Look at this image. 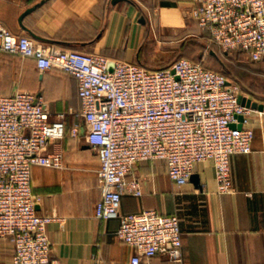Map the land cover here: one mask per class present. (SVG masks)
Masks as SVG:
<instances>
[{
	"label": "built area",
	"instance_id": "obj_1",
	"mask_svg": "<svg viewBox=\"0 0 264 264\" xmlns=\"http://www.w3.org/2000/svg\"><path fill=\"white\" fill-rule=\"evenodd\" d=\"M190 18L225 52L264 60V0H192ZM0 52L33 59L40 72L58 68L78 81L80 123L69 135L84 136L100 161L99 221L118 220L117 237L134 248L130 264L164 256L183 264L177 215L154 210L123 213L124 197L144 195L133 176L139 163H165L169 179L187 185L199 163L211 161L218 193L233 194L231 158L249 155L254 111L240 101L238 84L186 58L167 68L113 62L101 55L56 49L0 24ZM230 83V84H228ZM247 98V97H246ZM66 114L56 120L41 94L18 90L0 95V239L14 244V264H62L51 256L48 227L55 213L41 216L42 197L33 193V167L63 169V154H49L66 136Z\"/></svg>",
	"mask_w": 264,
	"mask_h": 264
},
{
	"label": "crops",
	"instance_id": "obj_2",
	"mask_svg": "<svg viewBox=\"0 0 264 264\" xmlns=\"http://www.w3.org/2000/svg\"><path fill=\"white\" fill-rule=\"evenodd\" d=\"M41 1L0 0V24L44 46L150 68L166 60L155 57L154 48L169 58L185 51L184 36L210 39L190 18L192 0H48L21 25V16ZM247 71L254 75L253 87L246 83L241 94L264 106V60ZM18 90L41 94L53 120L66 114L65 138L47 151L63 154L64 168L33 167L31 173L33 193L42 197L37 213L59 217L48 227L52 258L62 264H130L135 250L117 237L119 221L94 217L101 199L99 157L84 136L69 135L80 123L78 81L58 68L40 72L35 60L0 52V95ZM250 126L252 153L231 158L233 194L218 193L211 161L195 167L200 187L190 181L182 188L169 179L165 163L144 162L133 172L144 195L124 197L122 212L177 215L183 264H264V111H253ZM14 254L12 240L0 239V264H14ZM144 262L170 264L164 256Z\"/></svg>",
	"mask_w": 264,
	"mask_h": 264
},
{
	"label": "rangeland",
	"instance_id": "obj_3",
	"mask_svg": "<svg viewBox=\"0 0 264 264\" xmlns=\"http://www.w3.org/2000/svg\"><path fill=\"white\" fill-rule=\"evenodd\" d=\"M182 40L185 46V51L182 53L177 52L167 58V52L163 51L161 48H154V45L151 44L154 48L152 54L160 59H166L163 64H172L180 58L198 60L203 57L204 65L207 68L230 76V78L239 84L243 91H245L244 86L246 83L253 87L254 75L249 73L247 69L252 67L254 63L247 55L239 52H225L220 47L211 43V41L203 35H198L197 37L184 36ZM208 47L215 51L217 57L211 55V51Z\"/></svg>",
	"mask_w": 264,
	"mask_h": 264
},
{
	"label": "water",
	"instance_id": "obj_4",
	"mask_svg": "<svg viewBox=\"0 0 264 264\" xmlns=\"http://www.w3.org/2000/svg\"><path fill=\"white\" fill-rule=\"evenodd\" d=\"M48 0H43L41 1L39 4H37L36 6L28 9L22 16H21V19H20V22H21V25L23 23V20L24 18L31 14L33 11H35L36 9H38L39 7L43 6ZM121 1H124V0H113V4H116L118 2H121ZM24 28V26H23ZM33 37L37 38L36 36L33 35ZM211 55L212 56H215L217 57L216 53L215 52H211ZM113 67H114V63L111 62L110 63V70H113ZM230 84V83H228ZM240 101L243 105H245L246 107L248 108H252L254 110H259V111H264V106L263 105H259L257 102H253L251 99H248L244 96H241L240 97ZM191 182L194 183L196 186L200 187V183H199V177L197 175H194L192 176L191 178Z\"/></svg>",
	"mask_w": 264,
	"mask_h": 264
},
{
	"label": "trees",
	"instance_id": "obj_5",
	"mask_svg": "<svg viewBox=\"0 0 264 264\" xmlns=\"http://www.w3.org/2000/svg\"><path fill=\"white\" fill-rule=\"evenodd\" d=\"M20 35V34H19ZM208 35V34H207ZM209 36V35H208ZM210 37V36H209ZM209 41H211V38L209 39ZM211 43H212V41H211ZM214 44V43H213ZM215 46H217L216 44H214ZM208 49H210V51L211 52H215L212 48H210V47H208ZM192 62H195V63H202L203 64V66L206 68V69H209V68H207L205 65H204V61H203V59H198V60H191ZM173 64V63H172ZM171 64H160V65H158V66H156V67H153V68H150V67H147V68H149V69H152V70H154V69H161V68H167V67H169ZM211 70V69H210ZM217 72V71H216ZM218 73H220V72H218ZM221 74H223V75H225L227 78H228V80L230 81V82H232V83H237L236 81H234L232 78H230V76H227L226 74H224V73H221Z\"/></svg>",
	"mask_w": 264,
	"mask_h": 264
}]
</instances>
